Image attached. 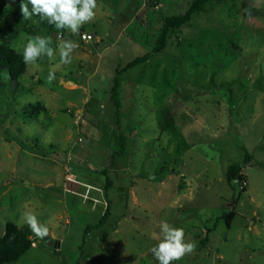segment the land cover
<instances>
[{
    "label": "rangeland",
    "instance_id": "obj_1",
    "mask_svg": "<svg viewBox=\"0 0 264 264\" xmlns=\"http://www.w3.org/2000/svg\"><path fill=\"white\" fill-rule=\"evenodd\" d=\"M192 1L97 0L82 25L96 35L86 41L33 17L15 21L22 12L0 0L1 44L23 52L41 35L55 50L16 80L0 70V224L25 225L31 210L49 227L11 264H158L151 249L162 221L196 242L172 264H264V0L210 3L160 53L123 72L128 149L110 165L117 69L158 46L164 19ZM65 39L79 44L70 64L60 63ZM245 159L243 191L227 171ZM104 169L112 203L102 223ZM231 211L230 226L216 221ZM215 221L203 245L198 236ZM101 227L125 228L103 242Z\"/></svg>",
    "mask_w": 264,
    "mask_h": 264
},
{
    "label": "trees",
    "instance_id": "obj_2",
    "mask_svg": "<svg viewBox=\"0 0 264 264\" xmlns=\"http://www.w3.org/2000/svg\"><path fill=\"white\" fill-rule=\"evenodd\" d=\"M14 5L12 9V14L17 16L21 12V2L22 0H11ZM152 2L154 0H151ZM225 0H193L190 3L188 10L184 14H175L173 16H168L163 21V29L160 36V44L153 48L151 51L146 52L143 55L136 57L127 66L122 69H117L116 75L114 77L113 86L111 88V99L116 106L117 114V129L119 131L118 145L119 149L115 150L112 154V160L110 165H114L117 158L124 155L128 149V135L122 128L120 124V114L123 106V72L127 71L129 68L135 67L145 61L149 60L154 54L160 53L167 45V39L172 32L181 29L184 25L188 24L195 15H198L206 10L210 3H222ZM29 8L31 5L29 4ZM33 18L37 21V25L43 26L48 30L53 26L49 24L47 20L41 19L37 15H33ZM22 20L28 21L29 19H24V17L17 16L15 21L21 22ZM58 31V30H57ZM80 32H85L83 27L80 28ZM82 35V34H81ZM27 63L24 62L22 52L18 51L16 48L8 46L6 44L0 43V70H4L8 73L11 79H18L27 71ZM1 82V79H0ZM39 110V109H37ZM34 148V147H33ZM247 159H251L250 155H247ZM247 159L242 161L240 164H231L227 171V179L232 185L234 181H237L242 185L243 191H245V185L247 183V177L242 173V168L247 164ZM106 174V199L108 206L101 217V222L104 223L108 219L110 213V205L112 201L108 197V189L111 187V178L107 174L106 169L103 170ZM235 212L231 211L229 214H225L218 219H224L228 226L231 225L232 219L234 218ZM5 232L0 236V264H11L17 261L22 255L29 251L34 243L32 238V230L27 224L19 226L18 224L8 220L5 224ZM89 231L87 230L86 233Z\"/></svg>",
    "mask_w": 264,
    "mask_h": 264
},
{
    "label": "clouds",
    "instance_id": "obj_3",
    "mask_svg": "<svg viewBox=\"0 0 264 264\" xmlns=\"http://www.w3.org/2000/svg\"><path fill=\"white\" fill-rule=\"evenodd\" d=\"M29 4L31 8H29ZM97 0H22L21 12L24 19H30L33 15L47 20L49 24L55 25L57 29H69L72 33L79 34L82 25L94 18L96 15ZM245 12L251 15L249 9ZM79 47L78 42L65 39L59 44L60 63L70 64L72 53ZM54 49L50 47V39L45 36L36 35L28 39L23 47V59L25 63H35L38 58L46 55L54 56ZM55 73H49V79H54ZM24 221L32 232L43 239L49 235V227L39 220L35 211L23 212ZM195 241L185 240V229L176 227L162 221L160 225V239L151 251L158 264H172L187 253L194 251Z\"/></svg>",
    "mask_w": 264,
    "mask_h": 264
},
{
    "label": "crops",
    "instance_id": "obj_4",
    "mask_svg": "<svg viewBox=\"0 0 264 264\" xmlns=\"http://www.w3.org/2000/svg\"><path fill=\"white\" fill-rule=\"evenodd\" d=\"M151 1V0H150ZM94 36L96 35V33H92ZM174 192H177L176 190L174 191ZM181 192V193H180ZM184 194V192H182V191H179V193H177V194H179V196H180V194ZM176 194V195H177ZM179 198V197H178ZM219 218V216H217L216 217V221H217V219ZM216 221H215V226L214 227H205L206 229L205 230H207V232H206V234L204 235H202V236H198L199 237V239L201 240V242H202V244L204 245H207V243H208V241H209V233H210V231H212V230H215L216 229V227H217V225L218 224H216ZM219 221H221V220H219ZM106 227H101L100 229L101 230H104V232H105V236L103 235V236H100L99 237V240H103V242H105L106 241V239L107 238H111V239H114L115 238V233H118V232H120L121 230H123V229H121V227H111V229H105ZM201 230H204V228H202ZM186 234V233H185ZM54 240L55 241H57V239L56 238H54ZM39 242L37 241V244L34 242L33 243V246L32 247H38L39 246V244H38Z\"/></svg>",
    "mask_w": 264,
    "mask_h": 264
},
{
    "label": "water",
    "instance_id": "obj_5",
    "mask_svg": "<svg viewBox=\"0 0 264 264\" xmlns=\"http://www.w3.org/2000/svg\"><path fill=\"white\" fill-rule=\"evenodd\" d=\"M4 232H5V226L3 223H1L0 224V236H2L4 234ZM50 244L55 246V247L58 246V242H56L54 239L51 240Z\"/></svg>",
    "mask_w": 264,
    "mask_h": 264
},
{
    "label": "built area",
    "instance_id": "obj_6",
    "mask_svg": "<svg viewBox=\"0 0 264 264\" xmlns=\"http://www.w3.org/2000/svg\"><path fill=\"white\" fill-rule=\"evenodd\" d=\"M81 37H82V39H84V40L87 41V40H90V39L94 38L95 36L92 33L83 32L82 35H81Z\"/></svg>",
    "mask_w": 264,
    "mask_h": 264
}]
</instances>
